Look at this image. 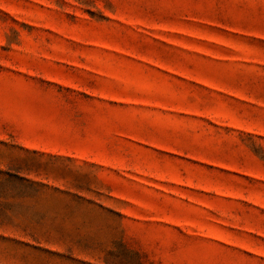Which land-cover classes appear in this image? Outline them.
Instances as JSON below:
<instances>
[{
    "label": "rangeland",
    "instance_id": "374dc122",
    "mask_svg": "<svg viewBox=\"0 0 264 264\" xmlns=\"http://www.w3.org/2000/svg\"><path fill=\"white\" fill-rule=\"evenodd\" d=\"M0 264H264V0H0Z\"/></svg>",
    "mask_w": 264,
    "mask_h": 264
}]
</instances>
